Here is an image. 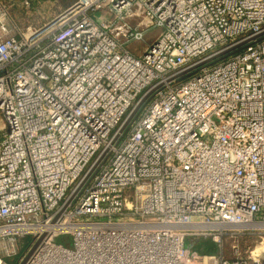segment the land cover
Instances as JSON below:
<instances>
[{
    "label": "built area",
    "instance_id": "obj_1",
    "mask_svg": "<svg viewBox=\"0 0 264 264\" xmlns=\"http://www.w3.org/2000/svg\"><path fill=\"white\" fill-rule=\"evenodd\" d=\"M36 1L0 0V264H264V0Z\"/></svg>",
    "mask_w": 264,
    "mask_h": 264
},
{
    "label": "rangeland",
    "instance_id": "obj_2",
    "mask_svg": "<svg viewBox=\"0 0 264 264\" xmlns=\"http://www.w3.org/2000/svg\"><path fill=\"white\" fill-rule=\"evenodd\" d=\"M73 1L74 0H72V2ZM69 5H66L63 0H38L29 9L20 7L12 11L11 15L14 22L22 29H26L28 27H32L33 29H40L45 26V24L56 18ZM129 21L134 25H139L142 28L149 29L143 42H134L129 45V49L132 52L137 55H141L148 44L155 40V38H157V36L161 32V29L153 27L151 25V20L147 18L145 13L137 12L134 16L129 17ZM2 124L3 123L0 122V126H2ZM257 237V232L247 230L244 232V234L241 235V237L237 239V244L239 245L240 249L244 251L248 247L255 245ZM22 240L23 245L19 244L20 255L24 253L27 245L31 241V238H24ZM70 240L71 238L68 236H61L56 239V242L72 246V244H69ZM235 241L236 240L232 237H227L224 241L225 254L230 258L234 257L232 247ZM187 247L191 251H196L201 254H217L221 249L220 246L214 243V241L210 238H202L194 242L193 244L189 242L187 243ZM20 255H18V257L9 258L8 261L11 264H14L18 260Z\"/></svg>",
    "mask_w": 264,
    "mask_h": 264
},
{
    "label": "water",
    "instance_id": "obj_3",
    "mask_svg": "<svg viewBox=\"0 0 264 264\" xmlns=\"http://www.w3.org/2000/svg\"><path fill=\"white\" fill-rule=\"evenodd\" d=\"M232 49H234V48L227 49V50H225V51H223V52H220L219 54L214 55V56H212L211 58L206 59V60H205L203 63H201V64H205V63L213 62V61L219 59L220 57L226 55L227 53L231 52ZM194 69H196V66H195V67H192V68H190V69H188V70H186V71H184L183 73H181V75L188 74V73L192 72Z\"/></svg>",
    "mask_w": 264,
    "mask_h": 264
},
{
    "label": "trees",
    "instance_id": "obj_4",
    "mask_svg": "<svg viewBox=\"0 0 264 264\" xmlns=\"http://www.w3.org/2000/svg\"><path fill=\"white\" fill-rule=\"evenodd\" d=\"M38 1V0H37ZM63 2L66 4V5H69V4H71V2H72V0H63ZM74 2V1H73ZM72 2V3H73ZM35 3V2H34ZM33 3V4H34ZM33 6V5H32ZM21 6H17V7H14V8H12V11H14L15 9H18V8H20ZM23 8V7H22Z\"/></svg>",
    "mask_w": 264,
    "mask_h": 264
}]
</instances>
